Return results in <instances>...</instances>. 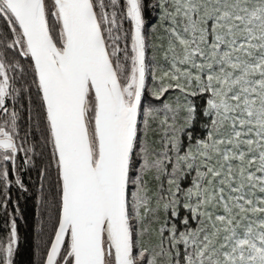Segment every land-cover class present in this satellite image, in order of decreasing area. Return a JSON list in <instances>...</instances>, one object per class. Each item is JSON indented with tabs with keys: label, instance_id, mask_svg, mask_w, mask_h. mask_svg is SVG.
Listing matches in <instances>:
<instances>
[{
	"label": "snow or ice",
	"instance_id": "obj_1",
	"mask_svg": "<svg viewBox=\"0 0 264 264\" xmlns=\"http://www.w3.org/2000/svg\"><path fill=\"white\" fill-rule=\"evenodd\" d=\"M33 170L43 264H264V0H0V207Z\"/></svg>",
	"mask_w": 264,
	"mask_h": 264
},
{
	"label": "trees",
	"instance_id": "obj_2",
	"mask_svg": "<svg viewBox=\"0 0 264 264\" xmlns=\"http://www.w3.org/2000/svg\"><path fill=\"white\" fill-rule=\"evenodd\" d=\"M147 20L146 32L151 34L150 26L156 22V14L150 13ZM149 56H151V49H149ZM22 176L29 192H23L15 185L8 190V195L11 198L7 202V208L0 207V237L7 234L9 219L14 217L20 234V250L17 256L19 264H43L45 244L55 215L53 214L49 220L47 216L41 213L36 192L37 173L33 170L22 173ZM3 199L4 193L0 191V201ZM17 207L19 211H17ZM42 226L44 228L43 233L41 232Z\"/></svg>",
	"mask_w": 264,
	"mask_h": 264
}]
</instances>
